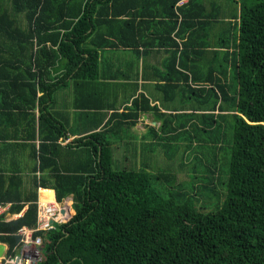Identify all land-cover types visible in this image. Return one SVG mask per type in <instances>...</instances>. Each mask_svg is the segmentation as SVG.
Masks as SVG:
<instances>
[{
  "label": "trees",
  "instance_id": "obj_1",
  "mask_svg": "<svg viewBox=\"0 0 264 264\" xmlns=\"http://www.w3.org/2000/svg\"><path fill=\"white\" fill-rule=\"evenodd\" d=\"M237 3L236 22L227 38L195 45L190 42L192 31L178 63L175 52L168 60V68L177 64L193 74L182 59L191 54L196 58L192 69H209L208 77H191L197 85H208L198 87L206 96L199 111L210 102L211 111L233 112L222 129L212 115L199 113L211 120L194 133L203 147L192 157L182 154L176 159L187 168L190 181L185 185L175 182L169 168L150 178L144 172L112 169L107 141L98 134L76 141L84 147L85 165L72 164L76 152L59 155L61 126L42 108L37 116L32 112L35 102L44 103L60 86L51 81V71H74L75 79H88L92 75L82 72L95 70V48L110 44L109 38L122 47L143 46L142 34L134 33L138 41H121L132 27L121 18L126 15L125 0H0V97L4 102V96L12 94L9 101L15 104L6 108L21 114H2L15 118L13 134L5 133L13 142L30 143L22 145L32 152V172H51L32 176L28 189L14 191L2 188L0 174V202L10 203L11 213L26 206L16 219L0 221V243L11 247L18 228L34 225L36 191L46 188L56 202L69 197L74 214L44 234L38 264H264V0ZM210 22L199 21L198 26ZM210 47L221 49L222 57L212 51V60L201 63ZM212 70L219 76L211 77ZM230 73L232 80L225 85ZM2 106L0 101V110ZM205 151L206 161L199 160ZM66 156L69 163L60 166ZM8 180L20 182L15 176ZM45 192L52 196L40 190L42 200ZM196 195L203 199L200 206Z\"/></svg>",
  "mask_w": 264,
  "mask_h": 264
},
{
  "label": "crops",
  "instance_id": "obj_2",
  "mask_svg": "<svg viewBox=\"0 0 264 264\" xmlns=\"http://www.w3.org/2000/svg\"><path fill=\"white\" fill-rule=\"evenodd\" d=\"M125 2L126 15H122L121 18L126 20V25L132 24V27L127 28L126 35L121 41L132 43L138 41L134 33L142 34L143 46L135 49L122 47L113 38H109L107 41L110 44L103 42L95 48V70L82 72L83 75L87 73L92 75L88 79H75L72 76L74 71L67 75L63 69H57L54 73L51 71V81H59L60 86L55 87L48 100L40 104L42 107L35 102L32 112L37 116L39 108H42L56 125L61 126L63 135L57 141L61 146L59 155L61 157L66 153L76 152V158L71 156L72 164L81 163L82 167L85 165L84 147L77 145L76 141L83 142L89 139L87 136L90 134H98L107 141L112 169L144 172L150 178L164 171L167 164L180 158L181 149L188 150L197 143L195 137L197 128L203 127V124L208 125L211 121L209 117H199V113L212 115L220 125L216 116L223 112L215 110L216 114H213L215 111L209 109L210 102L205 104L206 110L199 111V102L206 100V96L197 92L198 87L208 88L207 83L197 85L191 79L193 74L208 77L210 73L206 65L200 70L192 69L196 58L191 54L182 59L193 74L177 64L172 69L168 68L167 64L173 52L175 63H178L183 42L187 43L186 39L192 31L194 40L190 42L196 41L195 45L202 43L212 45L219 37L227 38L229 27L236 22L233 15L237 12L238 3L237 0H125ZM223 10H229L233 15L225 16ZM139 20L140 29L136 30ZM208 20L211 21L208 26H198L199 21ZM225 22L226 26L220 27ZM212 51L222 53L219 48H206L201 63L212 60L213 56L210 53ZM220 53L219 59L222 57ZM212 76L219 75L212 70ZM228 83L229 77L226 78L225 85ZM39 95L37 92L36 97ZM11 96L13 95H5L4 102L0 97L3 103L0 124H12L8 127L0 126V174L5 180L2 188L7 187L14 191L28 189L32 176L37 178L41 175L48 176L51 172L49 168L42 172L38 170L32 172L34 163L32 152L30 147L22 145L30 143H23L21 140L13 142L12 139H8L5 132L9 133L8 136L13 134L11 131L14 129L15 118L2 114L21 115L17 109L13 108L10 111L6 108L13 103L9 101ZM34 145H37V140L34 141ZM189 151L185 154L188 155ZM69 158L66 156L59 165H67ZM10 176L19 177V184L17 180L10 182L8 180ZM40 190L52 193L51 196L45 192L42 197L44 201L54 199L51 189L37 188L36 201H42ZM8 204L10 208V203ZM9 208L4 217L13 220L11 216L21 215L26 206L19 213H11ZM71 212L73 213L72 210ZM17 242L18 237L11 247L0 243L4 247L0 258Z\"/></svg>",
  "mask_w": 264,
  "mask_h": 264
},
{
  "label": "built area",
  "instance_id": "obj_3",
  "mask_svg": "<svg viewBox=\"0 0 264 264\" xmlns=\"http://www.w3.org/2000/svg\"><path fill=\"white\" fill-rule=\"evenodd\" d=\"M70 204L67 208L63 201L56 202L55 199L36 201L34 225L32 227L22 226L16 230L15 235L18 237V242L4 252L0 258V264H38L43 258L41 251L44 234L52 230L54 224L65 223L72 217ZM8 208V203L0 202V220L10 221L4 217ZM19 215L15 214L11 217L15 219Z\"/></svg>",
  "mask_w": 264,
  "mask_h": 264
},
{
  "label": "rangeland",
  "instance_id": "obj_4",
  "mask_svg": "<svg viewBox=\"0 0 264 264\" xmlns=\"http://www.w3.org/2000/svg\"><path fill=\"white\" fill-rule=\"evenodd\" d=\"M223 15L230 17V16H232L233 14H232V12H230L229 10H223ZM226 23H227V22L223 23L220 27H224V26H226ZM232 29H233L232 26L229 27L228 35H230V32L232 31ZM224 30H225V29H224ZM228 70H229V69H228ZM229 72H230V71H229ZM229 78L232 80L231 73H230V75H229ZM231 80H230V82H231ZM230 92H232V90H230ZM221 104L224 105V103H221ZM219 113H220V112H219ZM213 114H216V111H215ZM231 114H233V112L230 111L229 109H225V111H224L223 113H221V115L224 116V119L220 121V129L223 128L224 122L227 121V120H229V117H230ZM216 124H217V122H215L214 125H216ZM192 146H193V147H191V148L188 149V150H186V149H181L180 152H182V154H183L184 156H186L187 154H185V153H188L187 151L190 150L188 155H190V156L192 157L193 154H194V153H195L200 147H203V146H200V147H199V144H198V143H195V144L192 145ZM205 153H207V152L205 151V152H204L203 154H201V155L198 154V158H199V160H202V161L205 160V159H204ZM220 155H221V154L216 155V160H217V162L219 163L218 165L222 164V162H223V160H222L221 158H219ZM205 161H206V160H205ZM178 163H179L178 160H176V161H174V162H172V163H170V164H167V165H166V168H169V169L175 174V182H176V183H180V184H185V185H186V183L190 181L189 178L186 176V173H185V171H187V168H186V167L181 168L180 165L178 166ZM199 173H201V171H200ZM199 173H198V174H199ZM214 182H215V181H214ZM197 183H198V182L195 180V181H194V184L197 185ZM218 189H219V187H218ZM219 191L221 192L222 190H219ZM196 199H197V204H199V206L202 205V204H200V203L203 201V199H202L199 195H196ZM69 203H70V199H69V197L66 198V199H63V204H65V205L67 206V208H68ZM199 211H201V210H199ZM72 214H74V213H72Z\"/></svg>",
  "mask_w": 264,
  "mask_h": 264
},
{
  "label": "water",
  "instance_id": "obj_5",
  "mask_svg": "<svg viewBox=\"0 0 264 264\" xmlns=\"http://www.w3.org/2000/svg\"><path fill=\"white\" fill-rule=\"evenodd\" d=\"M3 249H4L3 245L0 244V256H1L2 252H3Z\"/></svg>",
  "mask_w": 264,
  "mask_h": 264
},
{
  "label": "bare ground",
  "instance_id": "obj_6",
  "mask_svg": "<svg viewBox=\"0 0 264 264\" xmlns=\"http://www.w3.org/2000/svg\"><path fill=\"white\" fill-rule=\"evenodd\" d=\"M72 213V212H71Z\"/></svg>",
  "mask_w": 264,
  "mask_h": 264
}]
</instances>
